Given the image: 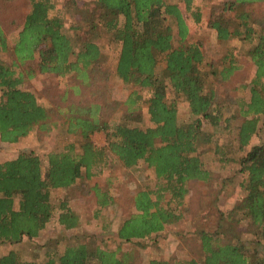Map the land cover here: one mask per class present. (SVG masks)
I'll return each mask as SVG.
<instances>
[{
  "label": "trees",
  "instance_id": "1",
  "mask_svg": "<svg viewBox=\"0 0 264 264\" xmlns=\"http://www.w3.org/2000/svg\"><path fill=\"white\" fill-rule=\"evenodd\" d=\"M77 1H68L74 6L72 12L83 11ZM178 1L185 3L186 10L196 21L202 20L201 10L194 8L195 0ZM261 1H226L225 8L232 11L233 16L214 17L209 22L220 39L249 41V55L257 66L250 100L242 102L237 113L243 118L238 132L241 148L250 143L261 120L264 122V16L255 15L251 8ZM30 2L31 8L19 24L13 44L0 22V54L11 49L13 56L12 62H8L0 55V140L17 142L37 126L42 130L52 128L47 106L33 91L22 87L26 75L33 77L37 68L41 73L71 75L77 82L71 86L75 93L85 87L100 91L99 82L104 78L102 30L120 43L117 76L126 84L149 91L144 101L153 125L144 128L121 122L110 124L101 117L98 103L74 102L60 107L66 116L67 131L81 135L80 146L69 143L62 150L49 152L46 160L30 150L0 162V244L39 237L56 212L52 192L59 188L67 190L58 212L59 223L65 229L80 226L82 216L70 207L71 190L79 179H89L96 174L95 169L106 161L108 150L127 167L144 160L154 168L159 179L167 181L166 187L157 191L156 198L146 189L135 193L136 211L119 224L116 233L121 243L142 244L141 240L159 234L168 224L181 218L174 210L161 205L162 192L168 190L174 198L182 200L189 192V180L211 178L210 170L204 167L200 148L214 140L212 133L203 128L202 118L220 125L224 108L209 78L211 73L224 78L235 66L225 65L218 71L211 64L208 72L202 69L204 52L199 42L189 40V25L178 2L86 0L91 6L90 15L82 16L79 23L71 27L72 34L64 22L66 7H58L56 0ZM162 59L166 65L160 72ZM21 67L23 70L17 71ZM169 88L183 98L194 118L180 119L176 101L167 100ZM67 93L63 95L65 100ZM142 96L136 90L127 102L132 106L139 103ZM131 106L126 117L141 119L142 112ZM98 130L107 132L106 147L96 145L92 139V133ZM213 150L222 161L229 162L223 145L216 143ZM239 172L244 175L241 187L245 194L230 214L235 216L241 211L249 218L257 246L247 251L244 241L231 232L221 238L220 227L212 232L202 230L203 264H264V143L254 144L240 158ZM94 190L101 207L113 202L108 190L99 185H95ZM97 237L85 234L66 244L67 239L49 240L36 246L48 248L41 260L39 255L28 260L18 251L10 250L0 256V264H138L133 250L124 251L121 244L109 247L97 241ZM150 264L201 262L191 257L151 259Z\"/></svg>",
  "mask_w": 264,
  "mask_h": 264
},
{
  "label": "rangeland",
  "instance_id": "2",
  "mask_svg": "<svg viewBox=\"0 0 264 264\" xmlns=\"http://www.w3.org/2000/svg\"><path fill=\"white\" fill-rule=\"evenodd\" d=\"M69 0H56L58 7H66L64 22L69 33H74L71 27L79 23L82 16L90 15L91 6L86 0H78V5L83 8L82 12H72L73 5ZM88 1V0H87ZM91 1V0H90ZM178 2L186 16L189 25V40L201 44L205 55L202 64L204 71L209 70L213 64L218 71L225 65L233 64L232 72L226 77L218 73L210 74L209 82L217 90L218 100L224 108V118L220 125H213L209 119L202 118L205 131L212 133L213 143L201 145V158L204 167L210 170L211 178L208 181L189 180L187 187L189 192L179 200L172 196L168 190L162 192L161 205L174 210L181 218L175 223L168 224L159 234L152 235L141 240L142 244L135 242L121 243L117 237L120 222L136 211L134 196L141 189L153 192L157 197V191L166 187L167 181L159 179L154 168L150 167L144 160L132 167H127L112 151H107L106 161L98 166L95 175L91 178L79 179L76 188L71 190L70 207L82 216L80 226L65 229L58 220L60 205L67 197V190L55 189L52 192V203L56 209L53 218L47 224L39 237L33 240L26 238L20 243L0 244V256L10 250L18 251L23 258L32 260L39 255V260L44 258L48 249L36 248L52 240H63L66 244L75 241L85 234L98 236L99 242L116 248L120 246L124 251L133 250L137 256L136 263L150 264L151 259L172 260L174 258H196L201 264L204 263V251L201 244L200 234L202 230L210 232L220 227L223 232L220 237L224 238L235 234L244 241L245 249L250 251L257 246L254 241V227L248 217H244L239 211L231 216L230 211L237 201L243 197L245 191L241 187L244 175L239 172L240 158L245 155L254 144L264 143V122L261 120L258 131L253 135L250 143L243 148L239 145V125L243 118L238 113L240 104L247 102L251 97L253 79L256 75L257 66L249 55L250 42L241 41L238 38L220 39L216 29L209 24L214 17H231L233 12L227 11L225 2L230 0H195L194 8L200 9L204 19L196 21L195 16L188 12L184 2ZM31 8L30 0H0V22L3 25L11 44L20 29L24 16ZM255 15L264 16V0L252 5ZM76 9V7H75ZM100 41L103 48V62L101 68L104 78L99 82L100 91L83 88L75 93L71 86L77 84L71 75L60 76L51 72H39L37 65L33 77H27L22 87L33 91L39 101L47 106L51 112L50 121L53 122L50 130L39 129L38 126L26 137L17 142H4L0 140V162L17 157L23 151L34 150L46 160L49 152L62 150L69 143L80 146L82 137L78 133L67 131L66 116L60 107L67 103H98L101 106L100 115L110 124L127 123L140 127L152 126L153 123L147 112V103L144 101L149 96L147 88L126 84L116 74V64L120 52V43L114 40L105 30L100 31ZM1 58L12 62L11 49L2 52ZM165 61L162 59L159 65L161 72ZM23 67L17 68L22 71ZM264 78H262V85ZM138 91L143 96L139 103L132 106L127 102L131 93ZM67 91H69L67 93ZM67 93V100L64 94ZM75 100V101H73ZM167 100L177 103L179 117L181 120L194 118L188 110V105L183 98L173 93L169 88ZM142 112V118L129 120L126 115L129 108ZM236 115V116H235ZM92 139L98 146L108 145L107 132L98 130L92 133ZM216 143L225 147L229 162L222 161L220 155L214 152ZM99 185L108 190L113 197V202L105 207L98 203V197L94 186ZM54 243V242H53ZM52 243V244H53ZM63 244V243H62ZM63 244V245H64ZM54 245V244H53ZM59 248V246H58Z\"/></svg>",
  "mask_w": 264,
  "mask_h": 264
},
{
  "label": "crops",
  "instance_id": "3",
  "mask_svg": "<svg viewBox=\"0 0 264 264\" xmlns=\"http://www.w3.org/2000/svg\"><path fill=\"white\" fill-rule=\"evenodd\" d=\"M182 8V7H181ZM202 19H204V17H203V15H202ZM59 189H61V188H59ZM64 191H66L65 189H63Z\"/></svg>",
  "mask_w": 264,
  "mask_h": 264
}]
</instances>
